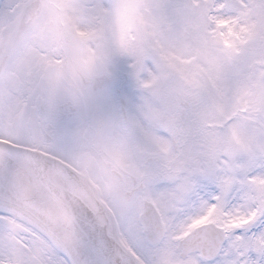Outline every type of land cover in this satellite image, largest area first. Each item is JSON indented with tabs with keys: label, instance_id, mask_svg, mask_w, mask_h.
Listing matches in <instances>:
<instances>
[{
	"label": "snow or ice",
	"instance_id": "snow-or-ice-1",
	"mask_svg": "<svg viewBox=\"0 0 264 264\" xmlns=\"http://www.w3.org/2000/svg\"><path fill=\"white\" fill-rule=\"evenodd\" d=\"M32 7L0 0V264H264V0H54L13 51Z\"/></svg>",
	"mask_w": 264,
	"mask_h": 264
},
{
	"label": "water",
	"instance_id": "water-1",
	"mask_svg": "<svg viewBox=\"0 0 264 264\" xmlns=\"http://www.w3.org/2000/svg\"><path fill=\"white\" fill-rule=\"evenodd\" d=\"M19 194L22 202L38 205L45 193L62 200L66 205L75 206V198L67 190V181L59 172L49 170L37 163H25L19 172Z\"/></svg>",
	"mask_w": 264,
	"mask_h": 264
},
{
	"label": "flooded vegetation",
	"instance_id": "flooded-vegetation-1",
	"mask_svg": "<svg viewBox=\"0 0 264 264\" xmlns=\"http://www.w3.org/2000/svg\"><path fill=\"white\" fill-rule=\"evenodd\" d=\"M29 2L33 5L30 12H28L20 21H19V33L15 35L12 39L11 49L14 51L18 46L26 44L29 37L30 32L28 31L32 26L37 22L41 9L50 6L54 0H29ZM143 2V0H141ZM81 28L87 30L89 25L86 22H81Z\"/></svg>",
	"mask_w": 264,
	"mask_h": 264
}]
</instances>
